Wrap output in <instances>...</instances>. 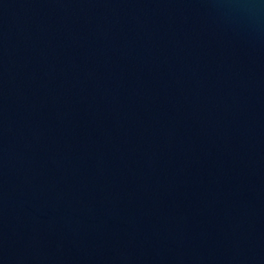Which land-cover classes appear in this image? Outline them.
<instances>
[{"label":"water","instance_id":"1","mask_svg":"<svg viewBox=\"0 0 264 264\" xmlns=\"http://www.w3.org/2000/svg\"><path fill=\"white\" fill-rule=\"evenodd\" d=\"M0 264H264V0H0Z\"/></svg>","mask_w":264,"mask_h":264}]
</instances>
